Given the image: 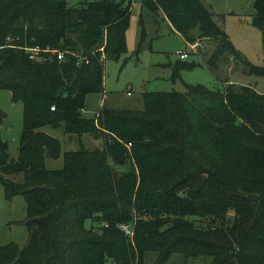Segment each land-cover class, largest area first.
<instances>
[{"label":"trees","instance_id":"16d2710c","mask_svg":"<svg viewBox=\"0 0 264 264\" xmlns=\"http://www.w3.org/2000/svg\"><path fill=\"white\" fill-rule=\"evenodd\" d=\"M140 2L163 13L220 86L146 91L141 108L102 104L86 116V95L103 89L104 59L126 52L131 1L0 0V88L22 104L15 159L0 136V182L6 198L24 197L28 232L22 245L0 244V264H144L149 251L156 264L175 253L264 264V91L217 72L240 65L264 77V64L233 46L202 0ZM252 5L264 51V0ZM201 39L214 43L204 57L194 47ZM196 64L179 57L171 77ZM61 124L101 145L67 150L60 168H46L60 142L41 128ZM16 172L22 181L4 176Z\"/></svg>","mask_w":264,"mask_h":264},{"label":"rangeland","instance_id":"374dc122","mask_svg":"<svg viewBox=\"0 0 264 264\" xmlns=\"http://www.w3.org/2000/svg\"><path fill=\"white\" fill-rule=\"evenodd\" d=\"M127 1V0H126ZM131 11L126 29V52L118 58L107 57L103 61V89L86 95V107L83 114L93 116L102 104L110 107H142V93L146 91L184 90V83L202 84L208 88L220 86L221 80L204 63L200 55L191 52V45L185 43L183 36L171 28L160 11L156 13L143 6L140 0H130ZM213 12L216 23L228 34L233 46L254 64H264V51L260 29L253 23V0H202ZM78 0H68L69 4ZM142 19V24L139 22ZM142 29L144 36L141 37ZM211 42L201 39L195 44L196 52L203 57L202 48ZM201 49V50H200ZM186 52L185 60H194L198 64L192 68L179 70L172 78L171 64L179 58L178 52ZM207 55V54H206ZM218 74L222 79H231L238 84L250 83L264 91V77L246 75L240 65H218ZM0 136L8 144V159L17 157L22 128V104L10 99V92L0 88ZM60 142L58 157L45 156L46 168H60L63 164V152L74 150L82 145L93 148L101 145V138L84 133L80 139L64 131L63 125L56 127L45 125L41 128ZM79 139V140H78ZM119 171L122 167L117 168ZM14 181H22L23 173L4 174ZM26 215V201L21 194L10 199L4 196L0 182V244L16 242L19 245L27 239V228L22 222ZM197 226L205 225L206 218L189 217ZM157 252L149 251L144 264H156ZM210 256H185L172 254L161 264H209Z\"/></svg>","mask_w":264,"mask_h":264},{"label":"built area","instance_id":"2783aa9c","mask_svg":"<svg viewBox=\"0 0 264 264\" xmlns=\"http://www.w3.org/2000/svg\"><path fill=\"white\" fill-rule=\"evenodd\" d=\"M29 52H30V56L36 59H41L40 55H39V47L38 46H32V47H27L26 48ZM186 52L179 50L178 52V56L180 58H184L186 56ZM58 58L62 57V53L58 52L57 54ZM51 108H53V106H51ZM120 227L128 234H131V230L130 227L127 224H121Z\"/></svg>","mask_w":264,"mask_h":264},{"label":"crops","instance_id":"0c3cea01","mask_svg":"<svg viewBox=\"0 0 264 264\" xmlns=\"http://www.w3.org/2000/svg\"><path fill=\"white\" fill-rule=\"evenodd\" d=\"M163 14V13H162ZM164 18V17H163ZM165 20V19H164ZM166 21V20H165ZM167 22V21H166ZM167 24H168V22H167ZM169 25V24H168Z\"/></svg>","mask_w":264,"mask_h":264},{"label":"water","instance_id":"95a60500","mask_svg":"<svg viewBox=\"0 0 264 264\" xmlns=\"http://www.w3.org/2000/svg\"><path fill=\"white\" fill-rule=\"evenodd\" d=\"M60 92H61V89H60Z\"/></svg>","mask_w":264,"mask_h":264}]
</instances>
